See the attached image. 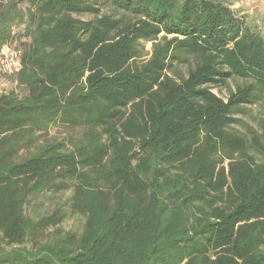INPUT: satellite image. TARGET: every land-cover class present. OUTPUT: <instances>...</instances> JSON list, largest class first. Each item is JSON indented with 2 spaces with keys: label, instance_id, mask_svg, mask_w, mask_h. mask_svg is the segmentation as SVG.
Returning a JSON list of instances; mask_svg holds the SVG:
<instances>
[{
  "label": "trees",
  "instance_id": "1",
  "mask_svg": "<svg viewBox=\"0 0 264 264\" xmlns=\"http://www.w3.org/2000/svg\"><path fill=\"white\" fill-rule=\"evenodd\" d=\"M259 20L228 0H0V47L21 51L0 264H264V122L238 128L264 106ZM54 125L74 133L43 139Z\"/></svg>",
  "mask_w": 264,
  "mask_h": 264
},
{
  "label": "rangeland",
  "instance_id": "2",
  "mask_svg": "<svg viewBox=\"0 0 264 264\" xmlns=\"http://www.w3.org/2000/svg\"><path fill=\"white\" fill-rule=\"evenodd\" d=\"M231 3V8L235 14L238 16H246L250 18H259V22L263 24L264 22V0H228ZM102 13H111L108 9H103ZM80 20L86 21L93 19V16L83 15L78 17ZM256 21V20H255ZM151 45L149 43L145 44V51L149 55ZM147 55L146 58L149 56ZM184 70V69H182ZM240 80H231L228 82V85L224 88L213 89L212 92L216 94L219 98L226 99L231 91H234L237 85H241ZM13 88L12 83H10L6 78L0 80V93L9 91ZM243 123L238 127L239 130L246 132L249 128L258 130L261 126V122H264V106L257 104L253 106H248L245 109V112L241 116ZM69 133H74L72 130H69L60 125H54L49 128L44 138H52L55 136H64ZM70 223H67L65 227L69 226Z\"/></svg>",
  "mask_w": 264,
  "mask_h": 264
},
{
  "label": "built area",
  "instance_id": "3",
  "mask_svg": "<svg viewBox=\"0 0 264 264\" xmlns=\"http://www.w3.org/2000/svg\"><path fill=\"white\" fill-rule=\"evenodd\" d=\"M21 67V51L15 39L0 47V80L16 73Z\"/></svg>",
  "mask_w": 264,
  "mask_h": 264
}]
</instances>
